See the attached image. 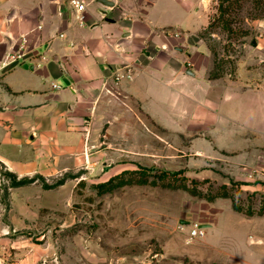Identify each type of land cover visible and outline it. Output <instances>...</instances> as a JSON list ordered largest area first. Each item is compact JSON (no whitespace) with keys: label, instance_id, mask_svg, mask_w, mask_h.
<instances>
[{"label":"rangeland","instance_id":"1","mask_svg":"<svg viewBox=\"0 0 264 264\" xmlns=\"http://www.w3.org/2000/svg\"><path fill=\"white\" fill-rule=\"evenodd\" d=\"M223 5L222 14L220 0L197 2L207 24L194 34L165 29L171 51L191 46L202 77L264 87V0ZM202 96L179 107L163 93L161 122L132 108L81 158L52 147L28 172L0 161V264H264V147L258 164L237 162L235 127ZM14 176L31 182L13 186ZM195 224L213 225L190 242Z\"/></svg>","mask_w":264,"mask_h":264},{"label":"crops","instance_id":"2","mask_svg":"<svg viewBox=\"0 0 264 264\" xmlns=\"http://www.w3.org/2000/svg\"><path fill=\"white\" fill-rule=\"evenodd\" d=\"M85 1L80 24L69 0H0L1 162L28 172L35 158L50 157L52 147L81 158L84 147L102 144L99 132L114 130L132 108L143 107L161 122L157 105L163 93L178 96L179 107L184 95L192 103L209 98L207 113L214 109L237 131L228 143L240 150L237 162L263 159L264 87L202 77L192 66L191 46L171 51L175 36L165 29L192 34L205 29L207 21H199L195 6L200 0H113L114 6ZM22 35L29 38V58L3 68ZM40 55L47 59L38 65ZM126 66L133 67V77L116 80L115 72ZM212 90L217 96L210 97ZM204 125L212 132L219 126L216 116L205 117ZM41 147L44 154L38 153Z\"/></svg>","mask_w":264,"mask_h":264},{"label":"built area","instance_id":"3","mask_svg":"<svg viewBox=\"0 0 264 264\" xmlns=\"http://www.w3.org/2000/svg\"><path fill=\"white\" fill-rule=\"evenodd\" d=\"M70 5L75 13L76 20L80 24L85 23V10L87 7V3L85 0H69ZM29 38L26 35H22L19 39L16 48H14L7 56L6 59L3 61L2 66L3 68L9 67L10 65L19 63L20 61L26 60L29 58ZM40 62L38 65L41 64V61H45L47 59L46 55L39 56ZM134 74L133 67L126 66L122 71L118 70L115 72L116 80H121L122 78H132ZM54 88L59 89L61 88L58 84L52 85ZM188 232L189 241H193L196 238L204 237L206 235V229L203 226H199L198 224L190 226Z\"/></svg>","mask_w":264,"mask_h":264},{"label":"trees","instance_id":"4","mask_svg":"<svg viewBox=\"0 0 264 264\" xmlns=\"http://www.w3.org/2000/svg\"><path fill=\"white\" fill-rule=\"evenodd\" d=\"M224 1H230V2H233V1H238V0H220V10H221V13L223 14L224 13ZM181 171H177V172H167V171H163V173L165 174H179ZM28 182H31L30 179H20V180H16L15 176H14V180H12V183H13V186H23L25 184H27Z\"/></svg>","mask_w":264,"mask_h":264},{"label":"water","instance_id":"5","mask_svg":"<svg viewBox=\"0 0 264 264\" xmlns=\"http://www.w3.org/2000/svg\"><path fill=\"white\" fill-rule=\"evenodd\" d=\"M98 1H100L101 3L107 6H114L115 4L113 0H98Z\"/></svg>","mask_w":264,"mask_h":264}]
</instances>
